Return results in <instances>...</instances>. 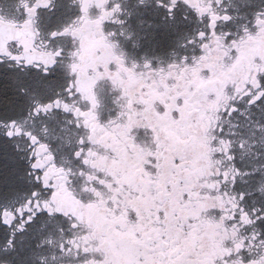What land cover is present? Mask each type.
<instances>
[{"label": "snow or ice", "instance_id": "obj_1", "mask_svg": "<svg viewBox=\"0 0 264 264\" xmlns=\"http://www.w3.org/2000/svg\"><path fill=\"white\" fill-rule=\"evenodd\" d=\"M0 264H264V0H0Z\"/></svg>", "mask_w": 264, "mask_h": 264}]
</instances>
